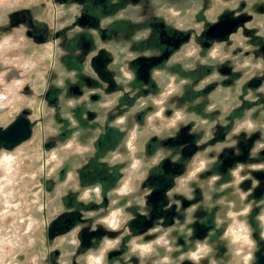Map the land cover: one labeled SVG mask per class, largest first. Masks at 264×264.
<instances>
[{"label": "rangeland", "instance_id": "1", "mask_svg": "<svg viewBox=\"0 0 264 264\" xmlns=\"http://www.w3.org/2000/svg\"><path fill=\"white\" fill-rule=\"evenodd\" d=\"M108 2L0 0V95H6L0 98V122L8 121L22 106L30 109L35 121L31 139L11 151L0 150V264H38L41 250L52 247L38 243L52 206L54 210L62 206L65 175L56 174L57 180L50 186L49 176L58 169L65 149L74 148L69 142L68 147L45 149L47 138L56 134L55 125H60L49 114L55 112L56 104H62V92L78 88V97L71 94L67 102L79 105L83 100L95 113L97 122L110 111H119L113 121L143 112V121L136 123L138 127L125 131L127 142H121L126 148L124 153L121 143H113L115 147L101 157L109 163L98 164L103 177L111 172L110 163L126 156L132 166H125L127 175L122 182L137 184L145 180L148 171L183 168L172 176L177 183L175 188L183 190L192 187L196 170L202 173L203 168L216 167L215 175L204 178L208 183L219 177L218 170L225 165V179L215 184V189L226 191L217 199L224 211L218 215L221 231L213 236L212 244L225 248V264H254L258 240L264 241V0H194L174 7L177 14L173 13L174 8L161 9L169 23L158 24L162 28L160 35L166 34L167 41H173L177 34L186 35L189 41L172 55L177 60V70L168 74L161 69L164 74L155 77L160 85L158 91L154 95L138 91L133 98V90L138 88L130 80L134 73L121 70L122 66L127 68V62L143 53L149 58L156 56L144 50H130L135 36L124 34V39H120L128 27L126 22L118 28L109 27L111 17L131 21L138 17L135 3H130V10L124 9L125 3L113 14L105 8ZM122 10L125 13H120ZM240 13L246 15L226 37L205 35L209 22L222 14L239 17ZM83 14L90 18L86 24L78 22ZM150 34L151 30L145 37ZM164 34L157 38L158 44H162ZM97 53L108 57L102 77L92 63ZM128 77L130 83L123 81ZM53 84L58 102L49 94ZM146 85L143 83L142 87ZM190 91L198 92L195 99L205 96L198 113L176 107L191 98L185 95ZM99 93L102 97L89 101ZM96 103L102 107H96ZM81 116L87 119L86 112L82 111ZM87 130L84 127L82 133ZM153 137L156 139L151 141ZM87 142H91L90 138ZM166 144L173 148L166 151ZM146 145L158 149L145 155ZM193 147L197 152L195 159L189 153ZM180 152L187 153L181 161ZM6 157H10V162ZM199 181L204 182L196 179ZM249 216L258 221L256 227ZM59 244L60 238L54 245ZM197 246H205L200 238Z\"/></svg>", "mask_w": 264, "mask_h": 264}, {"label": "flooded vegetation", "instance_id": "2", "mask_svg": "<svg viewBox=\"0 0 264 264\" xmlns=\"http://www.w3.org/2000/svg\"><path fill=\"white\" fill-rule=\"evenodd\" d=\"M190 1L194 0H110L105 7L115 14L119 6L127 5L124 9L128 7L130 10V7H133L131 4L135 3L136 6L133 8H136L135 15H139L138 17H135L133 21L130 18L127 20L111 17L109 27L111 29L118 28L126 22L128 27L120 39H124V34L128 36L130 34L131 38L135 36V40L130 42V50H144L151 53L150 56H156V58H149L147 54L143 53L136 59L127 62L128 69L122 66L121 70L125 72L131 70L130 72L134 73L130 80L135 89L138 88L133 90L135 93L132 98L138 91L154 95L160 86L155 77L177 70L178 64L174 63L177 60L172 55L179 50L181 44L183 45L189 40L186 35L177 34L173 41H167L165 38L168 36L161 32V35L164 34V38L162 44H158L156 40L161 36L160 29H162L160 26L158 27V24L164 26L169 23L166 22L165 12H162L161 9L180 8L183 2L190 3ZM98 6L101 10V6L99 4ZM178 10L180 11V9ZM122 11L120 13H125L124 10ZM173 13L177 14V10L175 9ZM83 15L86 16L87 21L80 23ZM83 15L78 20L80 24L90 21L86 14ZM239 15L243 18L246 14L240 13ZM149 30H151V34L145 37ZM137 34H139L138 37H136ZM112 40L119 42L116 37H112ZM95 56L96 58H94ZM107 58L102 53H97L92 58V63L101 77L104 76L102 69L108 62ZM118 63H116L117 70ZM161 69L164 73H161ZM129 77L123 78V81L130 83ZM143 83L147 84L146 87H142ZM171 86L174 87V85ZM104 90L109 91L107 88ZM77 91H80L79 88L74 92H62V104H56L55 112L49 114V117L53 118L56 124L59 122L60 125H55L56 134L47 138L45 149L52 151L60 146L65 147L69 142H72L71 147L74 149H65L58 169L49 176L50 183L48 185L50 186L57 180L56 174L65 175L60 197L62 206L55 210L53 206L51 208L44 235L38 244L43 247L46 245L52 247L45 251L41 250L38 264H225V248H215L212 244L213 236L218 235L221 231L222 221L218 215L221 216L224 211L223 204L217 199L226 191L225 188L215 189V184L225 179V165L218 170L219 177L213 178L208 183L204 178L215 175L216 167L203 168L202 173H199L202 170H196L193 173L194 178L191 179L192 187L183 190L175 188L177 183L172 177L181 173L183 168H173V170L161 168L162 170L157 173L148 171L145 180L137 184L122 182L123 176L127 175L124 173L125 166H132L126 156L118 160L117 163H110V166L112 165L110 175L106 173L103 177L99 165H109V163L103 161L101 157L109 154L110 150L115 147L113 143L119 145L121 142H127L125 131L130 127H138L136 123L143 121V112L129 115L128 119L123 116L124 120L122 121H113L119 111H110L106 118L97 122L94 118L95 113L88 109L83 100L79 105H76L74 101L70 102V100L67 102V98L71 94L73 97H78ZM56 92L58 91L53 84L49 94L54 98L53 101L58 102L59 98L55 99ZM106 93L108 94V92ZM197 94L198 92H187L185 95L191 98L189 100L185 98L184 102L177 103L176 107L179 106L181 110L186 111L194 109L195 113H198L197 108L203 104L205 96L193 98ZM46 96L49 98L48 95ZM99 96L102 97V94H97L89 101L94 102V99ZM5 97L6 95H0L2 99ZM196 100H200V103H197ZM51 105L54 103L52 102ZM96 107L99 108L102 105L96 103ZM104 108L107 109L108 105H104ZM161 108L163 109L164 106ZM82 111L87 113V119L81 116ZM18 118L28 120L30 134L24 140L11 142L12 139L7 135L6 129L11 122ZM89 118L90 120H88ZM34 124L35 121L31 118L30 109L27 106L17 109L8 121L0 122V150L11 151L31 139ZM123 124L126 125L122 128ZM84 127L88 130L82 133ZM95 128L99 130L96 131ZM178 137V141H180L181 135ZM89 138L91 142L88 143L87 139ZM134 138L136 139L135 136ZM113 139L116 142H113ZM154 139L156 138H151V141ZM122 143L120 150L124 153L126 148L122 146ZM148 146L146 145L145 155L149 150L154 152L155 149H158L155 145ZM163 148L166 150L173 147L166 144L163 145ZM189 153H193L191 159H195L196 147L190 149ZM181 156L186 157L187 153L180 152L179 161L182 160ZM218 161L217 159V163ZM223 162L225 164V160ZM196 179L204 182H196ZM214 181L216 182L213 183ZM175 198L179 199L178 202L175 201ZM214 198L215 201H213ZM254 218V216L252 218L249 216V220L256 227L258 221ZM59 238L61 244L54 245ZM199 238L205 246H197ZM144 244L148 245L143 246ZM257 244L253 253L254 264H264V255H262L264 254V241L258 240ZM258 254L261 255L260 260Z\"/></svg>", "mask_w": 264, "mask_h": 264}, {"label": "water", "instance_id": "3", "mask_svg": "<svg viewBox=\"0 0 264 264\" xmlns=\"http://www.w3.org/2000/svg\"><path fill=\"white\" fill-rule=\"evenodd\" d=\"M241 19V16L234 17L231 15L222 14L216 20L208 23L205 29V35L207 37L224 38L240 24ZM86 21L87 18L85 15H83L80 23H84ZM94 58H96V56ZM6 133L10 136L9 138L12 139L11 142H19L26 139L30 134L28 120L26 118H18L14 120L8 125ZM258 258L259 260L261 259L260 254H258Z\"/></svg>", "mask_w": 264, "mask_h": 264}, {"label": "bare ground", "instance_id": "4", "mask_svg": "<svg viewBox=\"0 0 264 264\" xmlns=\"http://www.w3.org/2000/svg\"><path fill=\"white\" fill-rule=\"evenodd\" d=\"M6 161H7V162H10V157H6ZM9 165H10V164H9ZM236 172H238V170H237ZM238 176H240V173H238Z\"/></svg>", "mask_w": 264, "mask_h": 264}]
</instances>
